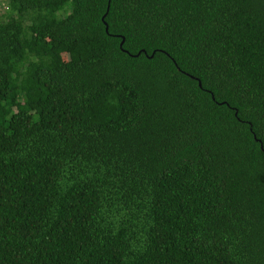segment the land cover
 <instances>
[{
  "label": "trees",
  "instance_id": "trees-1",
  "mask_svg": "<svg viewBox=\"0 0 264 264\" xmlns=\"http://www.w3.org/2000/svg\"><path fill=\"white\" fill-rule=\"evenodd\" d=\"M1 1L0 264H264V0Z\"/></svg>",
  "mask_w": 264,
  "mask_h": 264
},
{
  "label": "rangeland",
  "instance_id": "rangeland-1",
  "mask_svg": "<svg viewBox=\"0 0 264 264\" xmlns=\"http://www.w3.org/2000/svg\"><path fill=\"white\" fill-rule=\"evenodd\" d=\"M4 10H6V6L4 5V3L1 1L0 2V14H2L4 12Z\"/></svg>",
  "mask_w": 264,
  "mask_h": 264
},
{
  "label": "water",
  "instance_id": "water-1",
  "mask_svg": "<svg viewBox=\"0 0 264 264\" xmlns=\"http://www.w3.org/2000/svg\"><path fill=\"white\" fill-rule=\"evenodd\" d=\"M105 30H107V27L105 28ZM122 44H123V40L120 43V48L122 47Z\"/></svg>",
  "mask_w": 264,
  "mask_h": 264
}]
</instances>
